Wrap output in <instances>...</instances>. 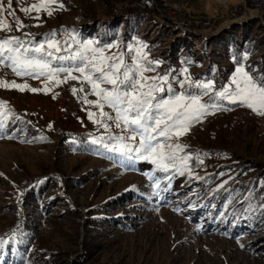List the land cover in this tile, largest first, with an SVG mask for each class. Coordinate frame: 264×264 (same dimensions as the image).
<instances>
[{"label":"rangeland","instance_id":"374dc122","mask_svg":"<svg viewBox=\"0 0 264 264\" xmlns=\"http://www.w3.org/2000/svg\"><path fill=\"white\" fill-rule=\"evenodd\" d=\"M38 2L12 0L27 27L0 37L30 33L28 39L43 42L55 30L61 41H99L105 56L123 52L128 63L139 49L160 61L145 76L211 80L217 90L241 66L264 75L260 0H152L151 7L139 0H59L30 16L20 11ZM7 19L15 28L14 18ZM0 72L7 81L43 87L7 68ZM74 86L80 84L69 80L47 93L0 88V101L13 110L0 133V264H264L263 206L235 208L239 190L231 188L252 175L239 160L264 165V115L223 101L227 110L209 114L180 138L187 147L178 155L191 156L184 174H165L150 161L129 163L92 144L107 134L88 116L98 109L73 95ZM14 117L20 119L13 123ZM150 176L168 190L153 195ZM16 226L23 228L18 252L8 243ZM35 245L58 256L36 255Z\"/></svg>","mask_w":264,"mask_h":264},{"label":"snow or ice","instance_id":"6c2138e0","mask_svg":"<svg viewBox=\"0 0 264 264\" xmlns=\"http://www.w3.org/2000/svg\"><path fill=\"white\" fill-rule=\"evenodd\" d=\"M57 3L59 0H39L20 11L30 16L33 11L39 13ZM60 7H63L62 3ZM47 14L52 15V12ZM7 16L14 18L15 28ZM32 18L40 19L39 16ZM24 27L27 26L12 9V0H7L6 5L4 0H0V31L11 33ZM23 37H0V69L7 68L19 78L40 80L43 87L7 81L0 72V88L47 93L54 86L69 80L77 81L80 87H72L73 95L98 109V113L88 111V116L107 134L106 138L104 135L93 138L91 143L99 144L129 163L150 161L158 172L183 175L191 156L178 155L187 147L179 142L180 138L187 135L194 125L203 123L209 114L227 110L223 101L246 106L264 115V75L257 78L243 66L236 69L229 86L217 90L211 80L194 81L188 76L179 80L167 72L145 76L146 72H155L160 61L148 60L139 49L128 63L123 52L105 56L107 49L99 46V41H79L75 36L61 41L56 38L55 30L43 42L28 39L30 33H24ZM146 47L141 45V48ZM128 51H133L132 46ZM184 72L187 73V69ZM174 83L179 86V91L173 87ZM85 84L90 86L87 92ZM80 93L83 95L79 96ZM89 95H95L97 99L89 100ZM6 103L0 101V133L5 131L9 115L13 114ZM105 107L111 111L105 112ZM16 119L20 118L14 117L13 123ZM113 129L119 131L113 134ZM0 138L4 136L0 135ZM199 162L203 163L202 160ZM149 178L153 180V195L159 196L168 190L160 187L159 179ZM166 179L170 184L171 176H166ZM0 243L4 241L0 240Z\"/></svg>","mask_w":264,"mask_h":264},{"label":"trees","instance_id":"16d2710c","mask_svg":"<svg viewBox=\"0 0 264 264\" xmlns=\"http://www.w3.org/2000/svg\"><path fill=\"white\" fill-rule=\"evenodd\" d=\"M238 165L241 170L251 172V177L247 180L246 178L237 181L234 183L231 188L232 192L235 189H238L239 197L233 198V203L237 202L234 207H242L248 206L250 211L257 209L260 205L263 206L262 211H264V179H259L262 174H264V165H260L259 163L244 159L239 160ZM239 200V201H238ZM22 226H16L11 229L10 234H8V243H14L15 252L19 251V245L22 242ZM59 251L53 249H46L40 247V245H35L34 254H40L42 257L47 258L49 260H53L58 256Z\"/></svg>","mask_w":264,"mask_h":264},{"label":"built area","instance_id":"2783aa9c","mask_svg":"<svg viewBox=\"0 0 264 264\" xmlns=\"http://www.w3.org/2000/svg\"><path fill=\"white\" fill-rule=\"evenodd\" d=\"M139 3L142 7H151L152 6V0H139ZM259 5L262 7V9H264V0H260Z\"/></svg>","mask_w":264,"mask_h":264}]
</instances>
